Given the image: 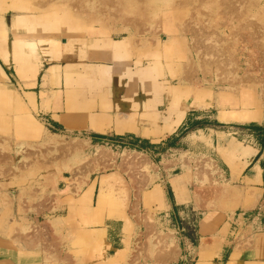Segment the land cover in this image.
I'll use <instances>...</instances> for the list:
<instances>
[{
	"label": "rangeland",
	"instance_id": "rangeland-1",
	"mask_svg": "<svg viewBox=\"0 0 264 264\" xmlns=\"http://www.w3.org/2000/svg\"><path fill=\"white\" fill-rule=\"evenodd\" d=\"M186 1L0 0V17L7 23L14 18L13 25L20 24L21 17L25 18L29 26L21 24L16 30L27 34L25 38L34 37L26 41L27 45L45 37L39 31L57 38L73 36L86 40L106 35L114 38L113 42L124 40L131 47L132 58L143 57L156 62L147 79L148 84L154 83V77L163 80L178 74L180 85L170 86L168 90L174 97L191 91L192 87L195 93L192 105L206 103L208 106L211 102L204 99L211 92L204 88L207 87L222 106L220 113L223 111L229 116L225 107L230 106L240 110L239 116L232 113L235 119L257 114V120H262L264 0H239L242 2L237 3L240 10L246 11L244 18L226 22L218 30L221 41L217 44L212 41L215 37L205 38L203 32L211 34L208 33L213 28L211 22L222 16L226 3ZM43 4L49 7L43 9ZM97 10L103 13L88 17ZM50 25L51 30L47 28ZM8 29L12 38L15 29ZM197 29L202 30L203 38L200 39V48L195 50L192 38L193 31ZM233 33H240L241 38L235 45L239 52V65L231 63L225 69L221 66L224 72L221 73L214 67L217 56L214 52L210 54L207 47L221 50L226 45L225 38ZM169 36L175 39L168 45ZM254 36L256 39L253 41ZM178 43L183 44V48ZM108 45L112 49V45ZM213 45H217L216 48ZM33 52L38 58L39 52ZM204 60L211 70L207 76L204 75ZM18 63L21 67L19 59ZM39 64L40 61L35 60V73L40 70L37 68ZM10 69V79L0 82V91L4 90L3 96L0 93V264H90L91 257L89 259L84 254L87 236L73 228L70 217H63L74 197L91 186L96 193H104L110 201L125 203L134 214L132 220L124 218L127 226L125 240L120 247L121 259L116 262L111 258V262L109 260L106 264H155V256L161 249L173 248L183 257L188 255L193 243L184 239L189 237L194 242L193 220L183 217L176 223L171 215L144 207L142 200L146 206L151 195L158 201L160 182L169 185L170 181L178 178L184 189L189 178L196 193L195 212L203 209L205 203L211 205L205 198L219 189V181L225 180L218 157L221 143L213 142V133H229L243 124L219 123L213 118H203L200 121L208 120L210 123L190 126L183 132L190 134L191 141L200 139V142L184 144L162 154H159V148L154 151L150 147L139 146L133 138L111 136L91 141L85 133L69 134L53 129L35 107L25 103L27 96L19 87L18 76ZM0 72L4 74L1 66ZM171 82L176 83L177 80ZM234 84L243 90H237ZM18 98L22 103H17ZM210 111L214 116L217 109L211 108ZM193 132L196 136L191 138ZM170 139L166 141L167 148ZM186 194L187 190L181 189L178 197ZM131 196L135 198L133 201ZM157 240L162 242L160 246Z\"/></svg>",
	"mask_w": 264,
	"mask_h": 264
},
{
	"label": "crops",
	"instance_id": "crops-1",
	"mask_svg": "<svg viewBox=\"0 0 264 264\" xmlns=\"http://www.w3.org/2000/svg\"><path fill=\"white\" fill-rule=\"evenodd\" d=\"M21 18L20 24L13 25L14 18L7 23L0 17V48L11 61L7 65L0 57L4 71L0 82L10 79L12 68L19 78V87L27 96L25 103L35 107L56 131L85 133L91 141L111 136L133 138L137 144L143 143L154 151L159 148L162 154L184 144L200 142V139L191 141L190 134L182 132L203 118L243 124L229 133H213V142L221 143L218 157L225 180L219 181V189L205 198L211 205L205 203L201 211L195 212L196 193L189 178L184 197H178L184 189L179 179L174 178L169 185L158 183V201L151 195L148 206L143 200L142 203L146 208L157 209L158 213L171 215L176 223L183 217L193 220L194 242L189 237L184 239L193 243V249L185 257L180 253L178 259L169 264H264V117L251 121L220 120L222 106L211 89L204 87L211 92L204 100L211 104L203 108L192 105L195 93L191 88L175 97L168 92L170 86L180 85L178 74L163 80L154 77V83L148 84L156 62L143 57L132 58L131 47L124 40L113 42L114 38L106 35L85 40L73 36L57 38L51 34L56 43L47 44L46 52L42 51L41 43L37 45L38 58L30 46L23 45L22 66L17 69L13 46L16 35H20L22 41L34 38H25L27 34L16 30L21 24L29 26L25 18ZM8 27L15 29L12 38ZM35 60L42 62L38 73L33 68ZM0 93L3 96L4 90ZM18 102H21L19 98ZM211 108L217 109L214 116L210 115ZM225 111L239 116L240 110L226 106ZM134 199L131 196V200ZM66 210L63 218L70 217L73 228L87 236L84 254L91 257L90 264L111 262L124 243L127 226L124 218L132 220V208L128 209L123 202H110L91 186L74 197Z\"/></svg>",
	"mask_w": 264,
	"mask_h": 264
},
{
	"label": "bare ground",
	"instance_id": "bare-ground-1",
	"mask_svg": "<svg viewBox=\"0 0 264 264\" xmlns=\"http://www.w3.org/2000/svg\"><path fill=\"white\" fill-rule=\"evenodd\" d=\"M158 1V0H157ZM160 1V0H159ZM162 1V0H161ZM184 2H187L186 0H183ZM196 1V0H195ZM214 1V3H218V4H225L226 3V6L224 7L223 11L221 12V17H219V19H213V21L211 22V25H213V28L211 29V32H208V33H211L209 35H205L207 34V32H203V36H205V38H214L212 41L214 43L217 44V41H221V37L218 35V30H221L223 28V26H225V23L226 22H232L233 20H239L241 21L243 18H244V13L246 12L245 10H240V6L237 4H241L242 2H239V0L235 1V0H210V2ZM254 5V2L252 3ZM43 9L46 8V7H49L48 4H43L41 6ZM40 8V7H39ZM103 13V11L101 10H97L91 14L88 15V17L92 18L94 17L96 14H99V13ZM236 18V19H235ZM230 25H232V23H230ZM229 26V25H228ZM227 26V27H228ZM51 27L52 25H50L49 27H47L49 30H51ZM4 28V27H3ZM55 29H58L56 28L55 26ZM55 31V30H54ZM202 30L201 29H197V30H194L193 33H194V37L192 38V41H193V45H195L194 47L196 48L195 50H197L198 48H200V39L203 38L202 35H201V32ZM42 32L39 31V34L41 36H45V37H41V38H37L36 43H31V45H28L30 46L33 51L37 52L38 51V48L37 45H40L41 43V48H42V51L43 52H46L47 51V47L46 45L49 44V43H56V40L51 37L52 35L49 34V35H42L41 34ZM240 33H233V35L231 34L230 37H226L225 38V46L224 48H222L221 50H215L213 48H208L209 49V53L211 54L212 52H214V55L217 56V59H216V63L214 64V67L216 68V71L220 70L221 73H224L223 72V68L225 69L226 65L228 64H231L233 63L234 65H239V59H238V51H237V47H235L236 43H240ZM7 37V36H6ZM175 38H171L169 36V39H168V45L170 44V42H172ZM218 39V40H217ZM256 39V37H252V40L254 41ZM26 44V41H22L21 40V37L20 35H16L15 37V40H14V43H13V46H14V49H15V61H17V69H18V59L20 62H22L21 60H23V55H22V51L23 50V45ZM218 44H220V42H218ZM52 45V44H51ZM178 46L183 48V44L181 43H178ZM217 46V45H216ZM216 46L213 45L214 48H216ZM25 48V47H24ZM52 49V48H51ZM12 51V50H11ZM0 57L2 58V60L4 61L5 64L9 65L10 64V59L8 57V55H6L4 52H2L1 48H0ZM220 57V58H218ZM141 62V61H140ZM206 62L204 60V75L207 76L211 70L210 68H208V66L206 65ZM41 63L38 65V69L41 68ZM210 63L211 61L209 62V66H210ZM223 67V68H220V67ZM53 70V66H51V68ZM1 74V72H0ZM45 76H47V73L45 74ZM3 78V77H2ZM223 78V75L221 76V79ZM209 80V79H208ZM196 82V81H195ZM186 85V84H185ZM194 86V85H193ZM197 86V85H196ZM202 86V84L200 85ZM198 86V87H200ZM237 90H240L243 88L238 85V84H234L233 85ZM192 88V87H191ZM247 92H250L249 88H247ZM233 93V92H231ZM207 95V94H206ZM204 103V102H203ZM210 103V102H209ZM207 103V104H209ZM206 104V103H205ZM204 104V105H205ZM203 104L201 105H196L197 107L199 106L200 108L204 106ZM206 106V105H205ZM241 120L242 121H251V120H257V114H254V115H250L249 116H243L241 117ZM219 119L220 120H224V121H229L230 119H234L233 118V114H232V117L227 116L224 112L223 114H220L219 115ZM145 134L148 135L147 132H145ZM193 135L196 136V133L193 132V134L191 135V138H193ZM97 160V159H96ZM101 162V160H100ZM102 165V163H100ZM96 165V164H95ZM104 166V165H102ZM216 166V165H215ZM70 187V186H69ZM75 187V186H74ZM72 191V190H71ZM74 191V190H73ZM108 195V194H107ZM100 196H102L104 198L105 194L104 193H101ZM109 202V201H107ZM111 202V201H110ZM109 204V203H108ZM107 204V205H108ZM113 206V205H112ZM31 239V238H30ZM33 239V238H32ZM53 240V239H52ZM55 240V239H54ZM56 241V240H55ZM52 242V241H51ZM50 242V244H51ZM48 243V242H47ZM53 243V242H52ZM157 243L159 244L160 246V243H162L161 241H158L157 240ZM57 245V244H56ZM55 245V246H56ZM157 245V244H156ZM163 244H161V247H162ZM51 246V245H50ZM58 246V245H57ZM158 246V245H157ZM53 247V246H52ZM57 249V248H56ZM165 249V248H164ZM54 251V250H53ZM121 251L122 250H119L117 252L116 255H114L112 258L115 259V261L117 262L118 260L121 259L120 255H121ZM123 253V252H122ZM158 253V252H157ZM124 254V253H123ZM141 255V254H140ZM157 256H155L157 259L156 263L155 264H169L170 262L172 261H175L177 260L178 256H179V253L177 252V249L174 251L173 248L169 249V250H163L161 249L160 252L158 254H156ZM124 256V255H123ZM138 257V256H137ZM64 258V257H63ZM123 259V258H122ZM129 259V258H128ZM119 262V261H118ZM132 263V262H131ZM128 264V263H127Z\"/></svg>",
	"mask_w": 264,
	"mask_h": 264
},
{
	"label": "trees",
	"instance_id": "trees-1",
	"mask_svg": "<svg viewBox=\"0 0 264 264\" xmlns=\"http://www.w3.org/2000/svg\"><path fill=\"white\" fill-rule=\"evenodd\" d=\"M203 122H205V123H210V122H208V121H203ZM202 121H200V122H195L194 124H192L191 126H196V125H200V124H202L203 123ZM183 133V132H182ZM137 142V141H136ZM135 142V143H136ZM140 146V145H139ZM141 146H144V144L143 143H141Z\"/></svg>",
	"mask_w": 264,
	"mask_h": 264
}]
</instances>
